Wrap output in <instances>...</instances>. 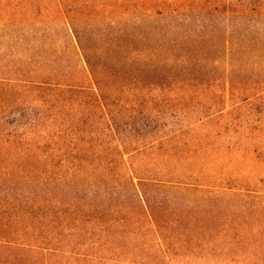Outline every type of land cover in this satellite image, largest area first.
Returning <instances> with one entry per match:
<instances>
[{"label": "rangeland", "instance_id": "obj_1", "mask_svg": "<svg viewBox=\"0 0 264 264\" xmlns=\"http://www.w3.org/2000/svg\"><path fill=\"white\" fill-rule=\"evenodd\" d=\"M196 18L165 0H0V169L87 172L0 184V262L242 264L243 238L264 242V42ZM39 81L71 91L35 139L17 126L43 101L13 100ZM135 188L160 232L126 220Z\"/></svg>", "mask_w": 264, "mask_h": 264}, {"label": "trees", "instance_id": "obj_2", "mask_svg": "<svg viewBox=\"0 0 264 264\" xmlns=\"http://www.w3.org/2000/svg\"><path fill=\"white\" fill-rule=\"evenodd\" d=\"M167 5L168 12L172 13H180L183 17L192 18L197 17L196 21L203 22L209 21L213 23H220L224 26H227L230 29H234V32L231 34V37L236 39L249 42H264V0H165ZM31 86V85H30ZM54 86V87H50ZM27 87V86H25ZM34 92H39V94L34 98V100L24 101L21 100L17 102V100H13L16 103V106H20L19 108H34L33 106L35 101L42 100L43 106L41 109L34 114V119L32 117H28L25 119V122H19L17 127H26L27 133L32 138L40 137V133H47L49 129L57 127L61 128V113L63 112V101L67 102L68 93H70V89L61 88L58 84L53 85L51 82L47 81H39L38 85L35 86V89L31 87ZM31 89H27L30 93ZM50 97V101L55 104H51L53 109L56 112H52L51 108H46L44 97ZM37 104V103H36ZM45 104V105H44ZM0 104V109L1 108ZM44 108V109H43ZM36 109V108H35ZM34 109V110H35ZM38 110V109H37ZM48 110H51L52 114H48ZM36 119V120H35ZM49 121V122H44ZM46 123V124H45ZM50 127V128H49ZM5 131L0 130V142L4 139L2 136ZM54 135L58 137V140H54ZM50 144L52 143L59 144L62 142L61 130H59L56 134H53L51 131L49 133ZM15 142V141H14ZM37 149H41L38 147ZM49 145V146H51ZM46 146V145H45ZM60 150H62L61 146H58ZM58 149V151H59ZM54 153V157L60 158V154ZM51 157V156H50ZM63 160V158H60ZM51 160V158H50ZM49 160V162H50ZM64 160H67L64 159ZM53 164V160H52ZM77 169H62L57 172L51 169L43 170L41 172H34V170H19V169H11V170H1L0 169V184H17L15 178H20L25 180V182L30 183L33 180L34 173H39L40 176L44 175L45 179H49L53 184H62L65 183L66 180L80 178L86 175L87 172L83 170ZM135 197H137L138 204L140 205L139 209L132 207L129 211L132 215L126 218L130 224H134L136 227L147 228L149 231L160 232L161 228L154 209H157V206H153L149 203V198L146 192H143L139 188H135ZM139 212V216L134 217L133 214ZM122 219H114L109 221L106 228H115L116 226H124L123 224L127 221ZM100 227H104L103 222H101ZM101 229V228H99ZM246 241V246H243V250L240 251V254L243 256L242 262L244 264H264V249L255 248V246L261 245L264 246V242L260 244H256L257 240L260 241L259 238H253L252 236H245L243 238ZM242 263V264H243ZM0 264H14L13 260H6L5 262H0Z\"/></svg>", "mask_w": 264, "mask_h": 264}]
</instances>
